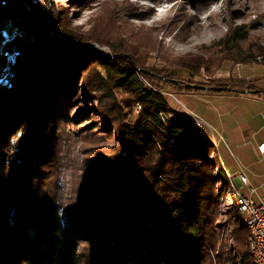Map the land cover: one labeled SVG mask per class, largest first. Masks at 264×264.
I'll use <instances>...</instances> for the list:
<instances>
[{"label": "rangeland", "instance_id": "rangeland-1", "mask_svg": "<svg viewBox=\"0 0 264 264\" xmlns=\"http://www.w3.org/2000/svg\"><path fill=\"white\" fill-rule=\"evenodd\" d=\"M48 3L53 10L51 27L41 6L32 0H23V11L19 10L12 17L14 22H5L0 30V62L1 66L6 65L4 75L10 72V57L3 52L10 48L8 43L2 46V41L21 30L23 25L16 29L20 22L16 18L21 17L20 23L27 28L18 42L24 45L39 41L37 55L41 56L36 57L35 64L39 61L43 67L53 68L56 60L62 63L72 49L79 50V57L75 58L78 65L75 90L68 93V89L57 87L59 90L55 91L56 95L62 94L65 103L55 104L53 119L47 126L49 130L55 129L61 140L57 144V161L45 167L41 164L39 180L43 185L34 188L38 201L54 202L68 224L92 219L107 205L115 181L111 176L105 186H97L94 173L102 168L106 173L116 171L120 157L129 154L117 147L118 123L113 120L115 111L127 112L122 101L129 100V95L112 90L120 109L110 101L111 90L100 86L103 84L99 78L104 77V72L98 61L101 58L115 61V56H121L139 65L137 70L141 72L153 69L161 77H167L163 79L175 81L172 84L153 79L151 84L170 98L174 112L169 118L179 114L190 117L198 137L208 142L200 148L212 162L213 174L224 177L216 184L221 193L217 217L219 244L218 255H211L212 264H242L233 252L232 234L244 222L237 211L236 193L247 194V191L241 189L237 174L247 176L255 190L252 197L259 203L264 197V162L250 160V153L246 155L243 149L264 140V61L260 62V57L249 63L223 61L216 43L230 28L244 25L249 35L243 47L264 50V0H84L83 3L48 0ZM62 26L71 31L72 37L64 35ZM20 54L18 48L15 56ZM59 75L63 80L64 66L59 69ZM14 78L15 73L12 82ZM234 80H244L245 85L233 86ZM63 83L64 80L60 84ZM185 84L207 87L225 84L226 87H218L230 91L209 89L194 93L186 90ZM139 110L140 105L133 103L125 124L133 125ZM19 138L21 133L13 141L19 142ZM26 166L27 170H33L32 163ZM129 192L135 193L132 189ZM24 199L21 209L27 204L28 198ZM39 202L32 214L28 212L29 221L43 219ZM147 224L154 226L152 222ZM106 249L102 247L99 251ZM81 250L89 255L91 244L81 243Z\"/></svg>", "mask_w": 264, "mask_h": 264}, {"label": "trees", "instance_id": "trees-1", "mask_svg": "<svg viewBox=\"0 0 264 264\" xmlns=\"http://www.w3.org/2000/svg\"><path fill=\"white\" fill-rule=\"evenodd\" d=\"M32 1L45 10L51 27L53 10L48 0ZM22 2L0 0V30L19 10L23 11ZM15 20L23 22L21 17ZM20 22L16 29L23 25L21 30L25 31L27 28ZM64 24L67 25L65 20ZM65 26L62 32L72 37ZM22 34H13L2 43H8V48L16 46L23 39ZM29 34L34 37L32 31ZM248 35L249 29L244 25L230 28L216 43L221 59L249 63L260 57V62L264 61L262 48L252 51L243 47ZM22 44L18 42L21 54L13 55L12 65L8 60L12 73L10 85L0 84V264H212L211 255H218L219 244L217 217L221 193L216 184L224 177L213 174L212 162L200 148L208 142L198 137L190 117L179 114L169 118L174 112L170 98L151 84L153 79L172 82L165 80V76L161 79L162 75L153 69L137 70L139 65L130 59L115 56V61L107 58L98 61L104 72V77L99 78L103 84L100 86L129 95V100L122 101L127 112L118 110L113 116L118 123L117 147L129 154L120 157L116 171L106 173L102 168L94 173L97 186H105L111 176L115 181L108 209L106 205L94 218L68 224L54 202L38 201L34 188L43 185L39 180L40 168L57 161L61 140L56 130L47 126L53 119L55 104L64 101L62 94L56 95L55 91L59 90L57 87L68 89V93L75 90L78 83L75 58L79 57V50L72 49L62 63L54 57L55 67L46 68L34 61L38 57L39 41ZM62 66L65 75L64 83L60 84ZM0 69L1 77L6 65L1 66L0 62ZM219 85L226 87L225 84L210 86ZM232 85H245V81L234 80ZM184 88L194 93L203 91ZM109 99L120 109L113 92ZM133 103L140 105V110L134 124L128 125L125 121L132 113ZM17 133H21V138L14 142ZM28 163H32L33 170H27ZM93 189L97 191L96 186ZM129 189L135 193L131 194ZM25 197L27 204L21 209ZM38 202L43 219L29 221V213L32 214ZM148 222L154 226L150 227ZM247 237L243 222L233 230V252L242 264H255L247 248ZM84 242L91 244L89 255L81 250ZM102 247H107L105 252L99 251Z\"/></svg>", "mask_w": 264, "mask_h": 264}, {"label": "built area", "instance_id": "built-area-1", "mask_svg": "<svg viewBox=\"0 0 264 264\" xmlns=\"http://www.w3.org/2000/svg\"><path fill=\"white\" fill-rule=\"evenodd\" d=\"M18 33H24L23 30H20ZM14 34H16L14 32ZM18 53V41L16 46L10 48L9 51H4L3 54H6L9 58V64L12 63L13 55ZM2 82H5L4 75L0 77ZM258 150L264 155V143L258 145ZM241 175V189H245L247 194L240 192L242 196V207L241 211L245 213V216L253 220L256 225L257 232V243H253V252H258V258L261 264H264V197L260 199L259 203H256L252 197L254 189L250 186L249 181L245 175Z\"/></svg>", "mask_w": 264, "mask_h": 264}, {"label": "bare ground", "instance_id": "bare-ground-1", "mask_svg": "<svg viewBox=\"0 0 264 264\" xmlns=\"http://www.w3.org/2000/svg\"><path fill=\"white\" fill-rule=\"evenodd\" d=\"M2 44L5 45L4 42ZM11 78H12V73L8 72L5 76V82L1 81V83H0L1 86L8 87L10 85ZM239 181L241 182V175L239 176ZM235 202H236L237 211L242 214L244 224L248 230L247 241H248L249 252H250L251 256L253 257L255 264H261L260 260L258 258V252H253V243H257V232H256L255 222H253V220L246 217L245 213L241 211L242 196H240L239 193H236Z\"/></svg>", "mask_w": 264, "mask_h": 264}, {"label": "crops", "instance_id": "crops-1", "mask_svg": "<svg viewBox=\"0 0 264 264\" xmlns=\"http://www.w3.org/2000/svg\"><path fill=\"white\" fill-rule=\"evenodd\" d=\"M257 97H259V96H257ZM260 143H264V140L257 141L255 144L251 145V148H247V149L244 148L243 149V152L247 153L246 155H248L250 153L248 155V158H250V160H254V162H264V155L262 153H260L258 150V145ZM214 146H216V142H214ZM248 181H249V179H248ZM249 184H250V182H249ZM254 192H255V190H254Z\"/></svg>", "mask_w": 264, "mask_h": 264}, {"label": "water", "instance_id": "water-1", "mask_svg": "<svg viewBox=\"0 0 264 264\" xmlns=\"http://www.w3.org/2000/svg\"><path fill=\"white\" fill-rule=\"evenodd\" d=\"M160 78L163 79V77H160ZM171 82L175 83L174 80H171ZM185 86H187L189 88H193V89H202V90H209V89L210 90H221L222 89L220 87H207V86H204V85H194V84H185Z\"/></svg>", "mask_w": 264, "mask_h": 264}]
</instances>
